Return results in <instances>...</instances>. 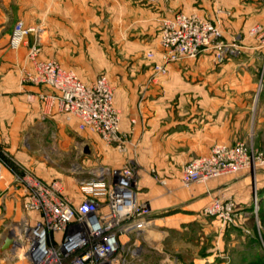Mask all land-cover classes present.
<instances>
[{
	"label": "crops",
	"instance_id": "crops-1",
	"mask_svg": "<svg viewBox=\"0 0 264 264\" xmlns=\"http://www.w3.org/2000/svg\"><path fill=\"white\" fill-rule=\"evenodd\" d=\"M178 11H194L200 17L217 20L227 42L250 39V47L261 46L256 45L259 40L250 36L248 29L257 23L264 25V0H0V152L12 153L18 140L24 144L35 131L58 123L84 132L87 140L81 159L92 151L101 164L111 168L131 162L138 175L137 190L139 184L143 188L138 190V198L150 206L149 223L142 229L121 233L123 246L112 264H264V169L256 170V174L244 170L223 175L204 186L186 190L180 186V161L170 163L165 158L174 156V152L175 156L180 154L181 148L193 156L207 154L214 143H227L220 138L211 139L212 128L208 124L211 121L208 107L224 104V97H196L194 92L205 85L122 90L105 73L113 87L114 106L121 113L120 131L126 135L125 148L120 149L115 144H104L95 133L80 130L75 117L66 120L55 104L49 107L37 97L39 92H49L48 87L25 79V71H33L26 57L32 42L39 44L40 58H54L62 68L76 69L82 81H91L96 76L84 75L74 65L90 64L92 49L116 47L124 61L143 52L146 55L149 50L158 52L161 20ZM18 20L35 30L25 36L19 47L12 48L9 35ZM209 56L211 53L204 51L194 60L169 63L167 72L192 68L194 61ZM179 91H185L184 96L177 95ZM215 110L212 115L219 122L222 119L215 115L218 112ZM225 129L226 125L217 124L213 135L224 136ZM166 137L171 139V150L158 148L154 150L156 158H148L153 154L146 153L151 149L149 141L159 142ZM180 139H186V147L180 145ZM135 141L138 146L133 148L130 143ZM151 168L163 179L166 172H179L177 176L166 177V184L162 185L149 174ZM84 170L81 166L75 176L78 182L88 177ZM42 176L37 175L48 181L58 178ZM58 179L63 192L72 203L78 204L83 198L78 186L67 189V182ZM12 180L10 170L0 160V244L14 223L34 218V214L23 211L24 194ZM221 192L231 197L241 211L237 219L240 225L218 226L217 219L202 213L211 197ZM182 202L188 203L192 212L156 214ZM17 262L26 264L24 259L13 255L0 258V264Z\"/></svg>",
	"mask_w": 264,
	"mask_h": 264
},
{
	"label": "built area",
	"instance_id": "built-area-1",
	"mask_svg": "<svg viewBox=\"0 0 264 264\" xmlns=\"http://www.w3.org/2000/svg\"><path fill=\"white\" fill-rule=\"evenodd\" d=\"M34 30L15 21L9 46L19 47ZM157 34L160 50L146 52L154 59L150 80L166 73L169 63L194 60L204 51L216 61L236 52L235 44L223 39L217 20L200 17L194 11H178L163 18ZM248 34L264 47L261 24L251 26ZM39 52V44L32 42L26 57L33 71H25L26 80L49 89L37 97L49 107L55 104L67 119L75 117L80 130L97 134L104 144L124 149L126 135L120 131L121 113L114 106L113 87L106 75L82 81L74 70L62 68L54 58H40ZM130 144L133 148L138 146L137 141ZM246 150L243 143L214 144L208 154L197 155L182 165L180 186L189 187L244 170L254 173L264 167V155L255 153L250 158ZM4 164L11 172L12 182L22 189L23 211L34 214L33 219L14 223L9 232L17 242L12 255L24 259L26 264H112L123 246L121 233L142 229L149 223L150 206L138 198V175L131 162L82 178L78 189L83 198L78 204L63 192L60 179L45 181L18 163ZM150 172L160 184H166L153 168ZM253 203L256 210L255 198ZM202 213L225 224H235L241 211L232 198L213 197Z\"/></svg>",
	"mask_w": 264,
	"mask_h": 264
},
{
	"label": "rangeland",
	"instance_id": "rangeland-1",
	"mask_svg": "<svg viewBox=\"0 0 264 264\" xmlns=\"http://www.w3.org/2000/svg\"><path fill=\"white\" fill-rule=\"evenodd\" d=\"M93 36L95 37V35ZM234 42L232 41V43ZM253 42L255 44L256 41ZM235 43L236 52L228 54L221 61H216L212 56L202 58L198 62L194 61L192 68L170 69L162 78L157 80H150L149 78L152 62L154 61L153 58L146 56L143 52L135 56L133 60L127 59L124 61L125 58H123V55L119 53L116 47L109 49L94 48L90 52V57L92 56L90 64L74 66L80 73L86 74L91 78L107 73L111 82L116 87L119 84L122 90L205 85L204 89L194 92L196 97L225 98L224 104L210 105L208 107V114H211V121L208 123L210 129L212 128L210 132L212 134L211 139L217 140L220 138L221 142H227L226 144L223 143L224 145L243 143L247 147V156L251 158L255 153L264 155V47H250V44L252 45L250 39H244L243 41L240 39ZM258 44L260 45L261 41L259 43L256 42L257 46ZM76 74L79 76L78 73ZM179 94L183 95L185 91L177 92V95ZM188 94L191 93L188 92ZM215 109L218 110L215 115L219 114L222 119L218 120L219 122L212 115V112L216 111ZM217 124L226 125V134L224 136L213 135L214 132L216 133L215 125ZM86 140L84 132L76 130L73 127L64 128L62 124L51 123L42 130L35 131L33 134L27 136V141L24 144H21L18 140L16 150L12 151V153L7 152L6 155L1 154L0 158L7 165L18 163L32 173H36H33L35 176L40 175L41 177L43 175L42 177L62 178L67 182V189L74 187L76 189L79 182L75 176L80 172L81 166L84 167V175L86 176L92 175L96 171L100 172L111 168L105 164H101L96 159L95 154H92V151L87 158H80ZM179 142H181L180 145L182 147H186L188 144L186 139H180ZM147 145H151V149L146 150V153H149V151L153 153H150L152 156L149 155L148 158L155 159L156 153L154 150L169 148L170 151L172 144L171 139L166 137L163 141L159 142L149 141ZM178 152L180 154L175 156L174 152V156L168 155L165 158H168L170 163L178 159L180 161L179 169H181L185 162L197 156L186 154L183 148ZM263 169L264 167H259L257 170ZM178 172L179 170L166 172L163 174L164 179L167 180L166 177L177 176ZM149 174L154 177L151 172ZM156 174L159 177L162 176L157 171ZM253 174H256V172ZM213 179L205 183L197 182L189 187H182L186 190H191V188L204 186ZM43 180L48 181L46 179ZM138 190L143 191L140 184ZM213 197L228 198L223 196L222 192L214 194L211 199ZM189 212H192L189 204L182 202L180 205L171 204L156 214L167 216L173 213L186 214ZM238 218L239 216H237L235 222L240 225V221H237ZM216 224L224 227L227 225L219 220ZM237 235L240 236V234ZM17 264H21V262H17Z\"/></svg>",
	"mask_w": 264,
	"mask_h": 264
},
{
	"label": "water",
	"instance_id": "water-1",
	"mask_svg": "<svg viewBox=\"0 0 264 264\" xmlns=\"http://www.w3.org/2000/svg\"><path fill=\"white\" fill-rule=\"evenodd\" d=\"M88 147L84 148V152L87 153ZM0 244V258L6 259L7 256L12 255L17 242L13 239L12 235L9 233L1 240Z\"/></svg>",
	"mask_w": 264,
	"mask_h": 264
},
{
	"label": "trees",
	"instance_id": "trees-1",
	"mask_svg": "<svg viewBox=\"0 0 264 264\" xmlns=\"http://www.w3.org/2000/svg\"><path fill=\"white\" fill-rule=\"evenodd\" d=\"M0 156H1V152H0Z\"/></svg>",
	"mask_w": 264,
	"mask_h": 264
}]
</instances>
